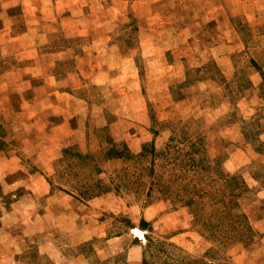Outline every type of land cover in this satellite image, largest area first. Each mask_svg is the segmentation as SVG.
Masks as SVG:
<instances>
[{
	"label": "rangeland",
	"instance_id": "obj_1",
	"mask_svg": "<svg viewBox=\"0 0 264 264\" xmlns=\"http://www.w3.org/2000/svg\"><path fill=\"white\" fill-rule=\"evenodd\" d=\"M35 1L0 0V264H264V0ZM114 143L137 155L100 162L121 189H52L64 149ZM188 152L238 179L246 239L194 224Z\"/></svg>",
	"mask_w": 264,
	"mask_h": 264
},
{
	"label": "trees",
	"instance_id": "obj_2",
	"mask_svg": "<svg viewBox=\"0 0 264 264\" xmlns=\"http://www.w3.org/2000/svg\"><path fill=\"white\" fill-rule=\"evenodd\" d=\"M195 143L197 142L195 141ZM195 143H192V146H195ZM193 151L200 152V148L194 147ZM146 152L156 153L153 146L151 148L146 146L140 155H145ZM198 152H195V154L187 153L188 161L185 162V165L193 167L194 172L189 178L188 173L183 174V205L190 208L193 213L194 224L201 226L205 232H210L212 235L219 233L216 237L223 240L228 238H234V240L246 239V234H249L252 226L249 224L246 214L238 209L237 198L239 192L237 188L241 187L238 179L231 175H225L223 172H221L223 176H212L210 178L207 176V180L200 179V169L208 170V159L204 156L197 159L196 154L198 155ZM63 154L58 162L64 165L63 169L61 168V176L70 179V187H56L55 183L50 180L52 189H64L80 199L103 194L115 188L116 184L117 189H121V186H123L121 181L107 180L99 176L103 172L100 164L102 160L106 162L114 158L133 159L137 157L129 151L126 145L120 146L116 143L112 144L99 156L102 157L101 159L95 153H83L72 148L64 149ZM154 162L155 159L152 160V166L149 168L152 181L149 184L147 195L151 196L158 187H160L158 189L161 192L167 194L169 191L164 184L158 182L155 174H153ZM77 164H79L78 167H76ZM79 166H83L87 173V176H84L83 179L80 178L83 173H80ZM220 179H225L226 183L218 186L217 183ZM209 180L215 184L209 183ZM149 244H153V242L150 241Z\"/></svg>",
	"mask_w": 264,
	"mask_h": 264
},
{
	"label": "crops",
	"instance_id": "obj_3",
	"mask_svg": "<svg viewBox=\"0 0 264 264\" xmlns=\"http://www.w3.org/2000/svg\"><path fill=\"white\" fill-rule=\"evenodd\" d=\"M50 1V3L53 5V6H56L55 4L56 3H59L60 1H62V0H49ZM64 1V0H63ZM67 1H69V0H67ZM19 3H21L23 6V12H24V15L25 16H27V14L28 13H39V12H43V10H41L40 8H38V7H36V4H37V1H35V0H19ZM8 7V6H7ZM53 10H55V8L53 7ZM3 29H5V26L3 27V28H1L0 29V31H2ZM26 32V31H25ZM25 32L24 33H22L21 35H18V36H16V37H13L14 39H16V38H19V37H21V36H23L24 34H25ZM47 187H48V189H47ZM50 186H45V188L47 189V193L48 194H50L51 193V191H50V188H49ZM20 199V198H19ZM18 199V200H19ZM17 200V201H18ZM3 202L5 203V201L3 200ZM15 202H16V200H15ZM6 204V203H5ZM1 221V220H0Z\"/></svg>",
	"mask_w": 264,
	"mask_h": 264
},
{
	"label": "bare ground",
	"instance_id": "obj_4",
	"mask_svg": "<svg viewBox=\"0 0 264 264\" xmlns=\"http://www.w3.org/2000/svg\"><path fill=\"white\" fill-rule=\"evenodd\" d=\"M134 231L137 233V234H142V231L138 228H134Z\"/></svg>",
	"mask_w": 264,
	"mask_h": 264
}]
</instances>
